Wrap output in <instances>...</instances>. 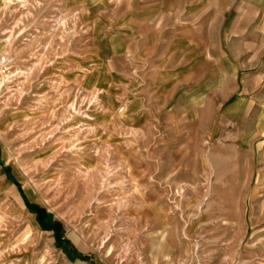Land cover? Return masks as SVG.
Listing matches in <instances>:
<instances>
[{"label":"rangeland","instance_id":"rangeland-1","mask_svg":"<svg viewBox=\"0 0 264 264\" xmlns=\"http://www.w3.org/2000/svg\"><path fill=\"white\" fill-rule=\"evenodd\" d=\"M90 32L68 0H0V264H264V168L226 133L219 157L176 174L179 234L153 233L136 187L148 173L132 166L142 141L120 158V140L97 139L102 90L81 82L97 78L83 72Z\"/></svg>","mask_w":264,"mask_h":264},{"label":"crops","instance_id":"crops-1","mask_svg":"<svg viewBox=\"0 0 264 264\" xmlns=\"http://www.w3.org/2000/svg\"><path fill=\"white\" fill-rule=\"evenodd\" d=\"M68 4L91 29L83 72L97 78L81 82L102 90V108L93 117L97 139L120 140V158L128 153L126 141H142L132 166L148 173L136 187L147 186L143 201L153 233L178 235L170 189L179 183L177 173L202 169L187 157H219L226 133L264 168V0Z\"/></svg>","mask_w":264,"mask_h":264},{"label":"built area","instance_id":"built-area-1","mask_svg":"<svg viewBox=\"0 0 264 264\" xmlns=\"http://www.w3.org/2000/svg\"><path fill=\"white\" fill-rule=\"evenodd\" d=\"M9 60H7L5 57L0 58V95L3 92V90L6 89L7 83L6 80H8V71H9Z\"/></svg>","mask_w":264,"mask_h":264},{"label":"trees","instance_id":"trees-1","mask_svg":"<svg viewBox=\"0 0 264 264\" xmlns=\"http://www.w3.org/2000/svg\"><path fill=\"white\" fill-rule=\"evenodd\" d=\"M41 214H42V213H41ZM39 221H40L41 224H43V215L39 218ZM55 236H56L57 241H58L59 243H61L62 241H61L60 237L57 235V233H56Z\"/></svg>","mask_w":264,"mask_h":264}]
</instances>
